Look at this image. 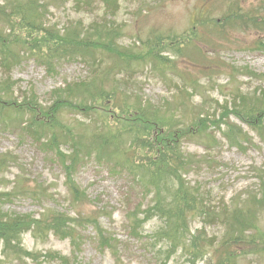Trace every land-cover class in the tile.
<instances>
[{"label": "rangeland", "instance_id": "rangeland-1", "mask_svg": "<svg viewBox=\"0 0 264 264\" xmlns=\"http://www.w3.org/2000/svg\"><path fill=\"white\" fill-rule=\"evenodd\" d=\"M6 1L0 0V6ZM18 1L23 3L26 0ZM213 1L146 0L143 4H139L138 1L128 0L108 18L116 17L114 22L122 33L118 42L122 49L129 51L135 49L136 45L139 47L142 42L154 41V31L172 32L183 37L193 25L194 11L197 8L206 6L208 10H213L216 18L225 7V3H220V0L212 3ZM239 1L242 3L241 6L254 7L253 10H256L257 6H264V0ZM41 3L46 12L44 17L39 19V24L47 30L63 31L68 22L76 24V21L85 26L100 24L104 16L101 7L95 5L81 14L75 12L68 4L63 7L47 4L43 0ZM5 27L7 22L0 19V30H4ZM199 30L197 29V32ZM199 34H202V31ZM25 36L28 34L21 25H18L15 33L11 35V39L19 42L20 47L15 49V53L19 54L20 62L10 71L0 69V99L3 103L13 105L17 109L19 103L30 99L38 101L42 106L47 105L54 96L53 94L51 98L49 96L53 89L65 83L79 81L89 75V70L78 62L58 65L54 72H51L43 67L42 60L38 59V56L26 48H21ZM207 39L209 40L208 36ZM222 43L221 51H213V55L210 56L213 65L205 61L200 70L189 72L184 67L187 55L181 57L183 61L177 59L174 63L176 71L189 73L192 77L200 79L197 88L189 90L192 98L188 104H184V108L181 107L179 120L187 122V114L184 120L185 111L197 106L196 113L209 115L205 134L217 141L215 144H209L211 141L206 138L201 139L200 135L183 137L182 152L191 162L186 181L198 189L208 201L207 206L211 207V212L223 211L226 206L229 210L247 211L248 217L254 216L255 226L258 229L254 239L264 243V207L259 208L257 200L258 195L261 194L260 182L264 181V141L231 113L228 116L229 122L242 128L245 132V143L240 149L230 147L222 136L224 130H218L215 123L221 115L220 107L227 105L232 112L230 94L238 90L251 93L256 88L264 87L249 75L250 73L264 75V35L248 31H229L225 42ZM256 43L258 46H254ZM119 51L121 52L120 49ZM201 51L204 55L207 53L204 46ZM157 67L146 64L135 69L133 74L118 76L119 82L123 83L125 96L131 97L132 101L140 100L143 104L155 107H159V103L165 104L166 100L171 101L172 86L169 87L167 79L155 71ZM233 73L236 74L235 77H232ZM211 76L215 79L208 83V78ZM6 83L10 91L4 94L2 87ZM216 87L221 93L217 92ZM168 105L171 107L173 103L168 102ZM18 111L20 112L18 114L15 112L16 121L8 127L0 125V160L4 156L8 158L0 171V194L3 195L0 197V212L38 217L46 211H57L69 218L81 213H93L112 241L111 248H100L94 238L92 227L88 225L78 229L80 238L78 250L68 241L49 237L44 242H35L31 235L27 234L23 237L24 248L43 253V258L21 263L4 261L0 264H61L55 260L56 254L67 258L69 264H162L161 256L158 254L159 249L153 247L150 239L158 222L153 219L144 224L142 231L136 236H133L128 226L127 212L138 209L141 205V210L145 209L148 200L140 189L135 187L134 182L117 171L119 169L116 167V161L97 160L89 153V156L81 155L74 168L72 179L79 191L85 194V198L79 203L73 202L65 185L61 160L54 153L68 156V145L57 139L56 144L51 148L53 152L46 154V148L41 145L42 137L30 133L23 135L19 129V127L23 129L35 113L27 112L25 109ZM83 114L73 111L63 112L62 123L67 127L66 131H74L77 138H85L86 134L94 135L96 138L106 135L107 129L104 127L105 124L110 126V122L105 124L99 122L102 118L99 117V112L92 116L93 119H86L84 117L86 113ZM20 116L22 117L18 118ZM11 117L14 119L13 116ZM115 146L116 144L110 147L111 156L116 151ZM112 165L117 170H114ZM204 225L208 236L215 235L218 239L227 231L226 227L217 221H210ZM202 226L201 220L196 219L191 223V230L194 232ZM237 260L239 264H264V252L249 254L245 258L238 257ZM185 261V258L178 253L168 264H186ZM197 264H207V262Z\"/></svg>", "mask_w": 264, "mask_h": 264}, {"label": "trees", "instance_id": "trees-1", "mask_svg": "<svg viewBox=\"0 0 264 264\" xmlns=\"http://www.w3.org/2000/svg\"><path fill=\"white\" fill-rule=\"evenodd\" d=\"M41 1L26 0L22 3L18 0H7L0 6V19L7 22V27L0 30V69L10 71L20 62L19 54L15 53V49L20 47L19 42L11 39V35L15 33L17 26L21 25L28 34L24 37L21 48H26L38 56L47 69L53 71L57 64L80 61L91 71L81 81L52 90L49 96H54L45 106L33 99L18 104L19 110L25 109L35 113L22 131L42 137L41 145L46 148V154L53 152L51 148L57 139L69 146L67 157L54 153L61 159L73 200L79 201L83 198V194L74 186L71 176L78 158L83 154L88 156L91 152L96 158H100L110 146L120 145L122 141L119 155H112L113 160L132 177V181L145 197H150L149 206L139 213H129L127 221L133 232L139 231L150 220L158 221L157 228L152 231L151 240L154 242L153 247H159L162 264H167L178 253L185 258L186 264L204 262L205 258H208L209 264H238L239 256L264 249L253 235H246L247 230L251 231V222L244 212L236 210L230 215L211 212V207L207 206L208 201L202 199L198 189L190 187L187 183L185 177L189 174L190 162L183 155L180 143L183 136L192 135L194 127L176 128L179 123L176 126L172 123L173 115L166 119L157 108L142 106L138 100L131 102L129 97L122 96L119 87L113 84L114 74L132 73L136 65L159 64L161 68H165V63L168 62H165L167 59L162 56L161 51L172 56L182 55L184 49L194 51L195 26H201L210 34L218 33L219 26L225 27L223 30L240 28L255 32L264 31V6L253 10L254 7L241 6L239 0H220L225 3L219 15L220 19L214 18L211 10H200L195 26L182 40L175 35L155 34L154 41L142 43L137 52H129L118 46L120 33L113 26V21L108 19V16L112 17L120 9V0H43L47 4L55 5L72 1L77 13L89 11L97 4L102 5V23L85 26L77 21L76 24L68 22L63 31L43 29V25L39 24V19L44 17L46 12ZM130 1H138L139 4L144 2ZM2 90L4 94L10 91L7 83ZM253 97L246 99L243 96H235L234 99H237L240 105L233 106V114L264 140V92L261 97H256L255 94ZM18 109L0 99V124L6 126V121L10 123L11 116H16L15 112L20 113ZM68 111L80 115L86 113V116L99 112V117H102L99 122H110L111 125L105 124V136L94 138L86 134L85 138H77L74 131H66L67 127L62 123V114ZM96 118L98 120V117ZM206 121L196 117L192 123L201 122V126L206 128ZM242 134L235 126L227 125L224 136L230 145L239 147ZM6 159L8 158L4 156L0 160V171L7 163L4 162ZM2 196L0 194V197ZM196 218L201 220L203 226L193 233L190 223ZM209 218L221 219L223 225L225 223L227 231L223 238L208 236L204 223L210 222ZM71 222L93 225L102 245H109L110 239L105 237L96 219L91 215H83L76 221L53 211L43 213L39 219L30 215L0 212V255L16 261L24 258L37 261L43 258V255L25 251L22 248V237L31 233L33 238L44 240L53 234L62 240L70 239L73 242L74 229L70 225ZM55 256L61 263L68 264L66 258Z\"/></svg>", "mask_w": 264, "mask_h": 264}]
</instances>
